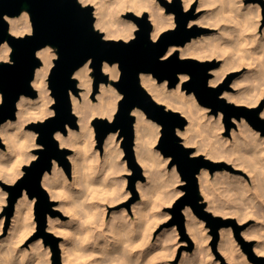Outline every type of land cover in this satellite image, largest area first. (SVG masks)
<instances>
[{
  "label": "bare ground",
  "instance_id": "6f19581e",
  "mask_svg": "<svg viewBox=\"0 0 264 264\" xmlns=\"http://www.w3.org/2000/svg\"><path fill=\"white\" fill-rule=\"evenodd\" d=\"M82 1L85 4H94L95 7L93 13L96 16L95 26L104 31L105 38L124 37L128 39L133 37L136 24L131 19H126L122 16L124 12L129 10L134 11V13H132L134 16H141L140 14L149 10L148 18L152 23L151 36L153 39L159 38L165 30L175 24L173 13H166V6L161 3V0ZM182 1L185 9H189L195 0ZM213 1L215 3V0ZM217 1L220 2L219 0ZM222 1L225 3H227L226 1L229 2V6L225 8L223 7L224 5H221L223 12L221 13L223 16H220L221 14L217 12L213 13V10L212 13H209L208 11L207 13L209 14L205 13L197 20L191 19L189 22V25H192L195 22L214 26L221 25L219 33H215L216 35L213 34V36L210 33H203L198 37H193L185 43V45L172 44L163 56L164 58L169 57L175 54L177 50H180L181 56L183 57H193L200 60H209L216 56H224L225 60L222 62L221 66L211 69L214 76L210 77L209 82L213 86L220 84L227 76L228 72L241 63V61L239 62V59H237L239 56L236 57L237 53L235 56V53L233 52L234 49H231L233 46H236L233 44L234 41L237 42V46L239 45L238 48L240 51L237 48H235V50H237L236 52H238V55H240L239 52L241 53L240 59L243 58L245 60L246 58V61H250L251 56L258 58V55H260L257 54L260 47L256 49L250 47L249 45L250 43H254L253 41L256 34L253 31H255L259 22L258 16H255V18L257 17L256 19L252 16L255 14L259 15L260 12L258 11H260L261 5L257 4L256 7H254L253 12H251L250 10L253 9L251 4L245 5L241 3L240 0H221V4L223 3ZM212 3V0H200L199 7H213L212 5L214 4ZM226 5H228V3L225 4V6ZM26 6L27 5H25L21 15H7V20L10 23L9 31L12 34H25L28 31H32L31 16ZM255 8L257 9V13L255 12ZM219 9L220 8L217 10ZM253 33L255 34L254 37H252ZM257 34H259V32H257ZM262 34H264V32ZM263 39L264 35L262 36V41H264ZM230 44H233V46L231 47ZM52 47L53 46L51 44H48L37 51V55L42 59V64L37 67L32 84L38 90L39 96L35 98L27 94H22L17 103L18 119H7L0 125V135L7 141V151H3L0 148V178L2 179L9 181L15 179L20 173H22V163L28 160L30 161L32 157H36L37 153L31 152V150L37 146L39 147L38 142H36L38 133H34L30 129H27L26 125L32 120L44 119L54 112V110L50 107V104H52L54 99L50 96L48 78L54 59L57 56V51H55ZM251 48L254 52L255 50L257 52L253 54V52L250 51ZM11 51L12 46L8 40H5L0 46V60L9 59ZM247 52H249L248 55L252 53L250 57H248ZM242 63L245 64L244 61ZM258 64H261L260 61ZM241 65L242 64H240L239 67ZM257 65H255L256 68L260 67ZM91 70L92 59H89L74 73L75 76L79 78V85L85 88L81 94L83 95L82 98L73 93L74 91H71L73 109L77 113L78 121L81 124L80 130L70 127L68 135L62 130H58L55 133V136L59 139L61 144L71 145L75 150L69 156L72 165V172L71 174H66L58 161L55 160L53 168L50 171H46L42 179V183L51 194V197L60 199L58 206H61L65 212L71 214V218L69 221H65L58 215H49L47 229L57 234H63L64 239L61 241L60 245L62 247L63 260L69 264H154L157 258H154L156 256L154 251L156 243L152 240L151 233H153L152 229H154V218L156 217V213L153 211L155 205V195L159 188V181L163 185L167 182V180L161 177L160 174H157L155 161L157 156L152 146V144L157 142L160 137L161 126L160 124L152 121V119L147 116L145 110L141 107L137 106L133 109L132 112L136 116L134 122L135 155L144 171L149 172L151 183L149 185L145 184L146 186L143 190V199L138 201V203L135 202L132 204L135 216L129 213L127 208L129 206L123 207L122 211H120V215L117 216L118 220L114 215V220L110 223L112 228L109 229L110 232L112 230L110 235L112 238H109V235L104 233L106 230H102L98 233L97 229L104 227L102 221L107 222L106 220L104 221V215H101L106 208L105 205L107 203H115L123 198H126L125 196L123 197L126 193L121 189L122 187H119L116 183H114V181L109 179L110 169L113 170V173L120 170L121 161H119L117 157L120 153H123V150L119 148V143L123 140V135H121L119 131H112L108 133L105 139V153L104 155H101L98 148H95L94 146L95 139H93L94 135L92 134L94 132H91L93 129L92 122L96 117L100 116L113 119L123 93L121 91H117L111 83V81L116 80L121 74L119 63L104 61L103 71L109 74L110 82H101L99 87L100 93L97 94V101H93L92 98L90 99L93 82ZM140 77L141 83L152 94L156 101L166 103L167 108L175 109L176 107H179V109H181L180 107H183L182 110L185 111L183 114L186 113L189 115V123H187L183 129H179L178 132L184 138L185 144H198L196 150L193 151L191 155H201L202 151L205 150H207V156L209 157L216 158L222 155L220 153L223 150L220 146L219 149L215 146L216 141L214 143L212 138L215 137V131L218 130L212 125L213 118L207 116L205 110L206 107H203L197 102L195 94H186L184 89L183 82L190 77V73H179L180 81L176 87H168V80L161 83L158 82L152 72L142 71ZM250 78L248 80H250ZM245 81L248 83L247 80ZM235 82L237 81H234V84L242 87L241 84H238L239 82ZM250 83L252 82H249L248 84ZM251 85H253V83ZM248 87V89L253 88L252 86L251 88L250 86ZM245 90L246 87L242 91L245 92ZM256 90L257 89H255V91ZM251 91L252 90H250V92ZM246 92L244 95L248 94L247 97L244 96L245 99L243 98L242 92L233 93L225 90L223 91V95L230 101H235L237 103L245 101L249 103V105H253L259 101L263 91H261V94H254L255 96L252 95V92L251 94L250 92ZM248 95L252 96L249 98ZM0 100H2L1 91ZM262 114L264 115V110ZM245 120L243 118L242 121H240V124L243 123L244 125ZM213 123L215 125V122ZM246 126L244 125L243 127ZM241 130L239 131L242 132ZM253 130L251 133H254V136L259 133L258 132L256 134L257 130L254 132ZM245 132L246 131L244 130V134ZM218 133L219 131H217V134ZM239 134L236 135L239 137ZM250 137H252L251 134ZM255 137L256 138L254 139L257 141V136ZM235 138H237V136ZM244 138L245 140L248 139L249 135L247 138ZM208 139H212V142H206ZM239 140L240 139L235 142H239ZM251 140H253V137ZM260 141L262 142V139ZM260 141H258V146L253 144L255 148L253 149L254 152H251L252 154L246 153V151L242 154L241 151V154L239 153L236 156L235 153L238 152L235 151L240 150L228 148L234 147L235 145L228 146L227 149L229 151H234V155H231V157L236 156L232 158L235 163L234 165L243 167L246 171H249L248 173L257 171L258 165L264 169V147L262 148L263 150H260L261 148H259V145L262 144ZM238 147L239 146H237L236 149H238ZM220 149L222 150L221 152ZM225 152L228 154L227 150H225ZM231 152L232 151H230L229 154H231ZM253 153L254 155H257V162L253 161L255 158ZM229 172L230 171H224L222 174H215L217 179H219V176L224 175L230 186L240 189L243 193L245 192L244 194H246L249 200L252 199L254 194H252V188L248 183L247 177H243L242 175H233ZM258 176L259 179L264 178L261 177V175ZM198 178L201 190L207 197H210L211 200V203L208 205V209L212 208V210L214 209L213 211L216 212L222 211V206L216 202V196L213 191L215 187L212 189L210 183L209 167H201L198 172ZM183 182L184 180L182 179L181 183ZM142 183V180H138L137 184L138 186H141ZM120 186H123V183H120ZM180 192H182V190H180ZM252 201L256 200L253 199ZM34 202L35 197L30 198L26 190H24V193L17 199L15 213L12 216V221L9 227L8 240L4 243H0V264H50L52 259L49 256V252L41 247V237L33 241L29 248L19 246V243L24 241L35 227L34 222L31 220V211ZM257 205L254 213L264 217V205L259 204L260 207ZM2 207L3 205H0V209ZM184 210L187 217V230L190 237L196 242V253L193 255L192 260L187 264H197V258L199 256L200 258H204L205 256L204 254L206 249H204L205 247L202 245L208 238L204 236L203 232L204 220L193 212L191 206L185 207ZM104 213L106 212L104 211ZM100 219L102 221H100ZM4 220L5 217H3L1 223L4 222ZM263 221L261 223H263ZM256 229H247L248 231L246 230L243 232L246 233L244 235H247V237L248 235H252L253 237L255 236L258 238L254 248L258 251V253L264 252V240L263 237L259 235L262 234L263 231L261 233L256 232ZM220 232L222 235L220 248H222L224 255H226L227 260H229L231 264H255L248 259L246 253L239 250L240 247H236L237 243L235 244V241H233L232 229L230 227H221ZM166 264L171 263L169 262ZM198 264L200 263L198 262ZM210 264H215V262L212 261Z\"/></svg>",
  "mask_w": 264,
  "mask_h": 264
},
{
  "label": "water",
  "instance_id": "95a60500",
  "mask_svg": "<svg viewBox=\"0 0 264 264\" xmlns=\"http://www.w3.org/2000/svg\"><path fill=\"white\" fill-rule=\"evenodd\" d=\"M168 10L176 12L177 25L167 29L157 39L151 36L152 23L148 14L143 16L131 13L139 28L136 35L130 40L105 38L103 32L95 27V15L92 5H84L80 0H0V46L8 40L12 45L11 60L0 61V125L7 119H14L17 114V103L22 94L35 96L37 90L32 81L37 67L42 63L37 51L51 44L58 48V57L55 59L50 75L49 84L55 97L54 114L43 121L32 124L39 133L38 143L42 146L35 149L37 157L24 166L25 173L15 184L4 183L10 190L9 210L13 212L15 202L27 190L30 197H37L36 212L38 214L39 229L46 235L47 210L52 200L49 192L43 186L42 179L46 171L53 167L54 159L66 164L70 172V164L65 154L68 148H62L55 136L58 130L67 132L68 126L77 127L78 118L73 111L71 91L78 92L75 71L92 59L96 76L94 87L97 90L101 81L107 82L108 75L103 72V63L118 62L121 74L114 81L123 93L118 109L113 119L96 117L94 124L100 142H103L108 133L119 131L123 135L122 144L126 156L140 175V165L135 155V115L133 109L141 107L147 115L162 125L158 148L165 156H172V163L184 180L182 194L172 211L176 221L183 228V208L191 204L195 210L206 218L215 219L217 230L222 224L234 222V219H223L214 216L200 202V183L198 172L203 166H230L226 162H216L203 155L193 156V148L186 146L179 134L188 118L180 111L167 108L163 103L156 101L152 94L141 83L142 71L152 72L159 80L169 79L170 86L179 82V73H190L191 78L184 83L189 92L194 91L201 103L211 105L215 110L222 109L228 119L232 116H246L252 125L264 134V118L259 115L261 107L250 108L236 104L221 96L228 85L217 87L209 84V69L215 64L211 61H201L197 58H181L179 52L169 57H163L172 44L184 45L193 37L200 34L204 28L188 26L192 11L185 13L180 0L173 4L163 1ZM27 5L32 21V32L24 35H15L9 31L7 15H19ZM231 123V121H230ZM57 250V247H56ZM264 260V257L260 258Z\"/></svg>",
  "mask_w": 264,
  "mask_h": 264
},
{
  "label": "rangeland",
  "instance_id": "374dc122",
  "mask_svg": "<svg viewBox=\"0 0 264 264\" xmlns=\"http://www.w3.org/2000/svg\"><path fill=\"white\" fill-rule=\"evenodd\" d=\"M80 1L84 5H92L93 6V10H94V7H95L94 4H85V3H83L82 0H80ZM219 1L220 2L215 0V3H214V1L212 0V2H213L212 4H214V5H212L213 7H211V6L210 7L209 6H207V7L200 6L199 7L200 0H195L193 2V4H192L191 8L185 9L183 1L180 0V2L182 4V7H183V10L185 11V13H189L190 11H192L191 14H188V16H190L189 21H188V26L189 27L198 26V27H203L204 28V30L200 34L195 36V37H198L199 35H202L203 33H210L213 36V34L216 35L217 33L220 32L219 29H221V25L214 26V25L203 24V23H199V22H195L194 24L189 25V22H190L191 19L197 20L198 18L202 17L205 13L206 14L212 13L213 10H214L213 13L217 12V13L221 14L220 16H223L222 15L223 12H222L221 5L222 6L224 5L223 7L225 8V7L229 6V2L226 1L228 3V5L225 6V4H227V3L222 1L223 3L221 4V0H219ZM169 2L171 4H173L175 2V0H171ZM240 2L245 4V5L251 4L252 5L251 7H253V9L250 8V9H252V10H250L251 12H253L254 7H256L257 4L261 5V9H260V11H258V12H260L259 15L255 14V12L257 13V11H256L257 9L255 8V12H254L255 15L252 16L254 18H255V16H258V19H259L258 20L259 22L257 24L258 26L256 27L255 31H253L256 34L255 38H256L257 43H256L255 38H254V41H253L254 43L253 44L256 45V46H254L252 43H250L249 46L252 47V48H256V49L260 47L259 48L260 52H259V50H258V52L255 50V52H257V54H260V55H258L259 57L258 56L257 57L260 58L262 61L260 59L256 58V57L254 58L253 56H251L252 53H250V55H248L249 52H247V55H248V57L251 56L250 57V61L247 60L248 61L247 62L246 58H245V60L243 58L240 59L241 53L239 52L240 55H238V52H236L237 50H235V48H237L239 50V48H238L239 45L237 46V42H235V41H234V43L232 42L237 47L233 46V44L232 45L230 44L231 47L232 46L234 47V48L232 47L231 49H234L233 52L235 53V56H236V53H237L236 57L239 56V58H237V59H239V62L241 61L240 64H242V65L239 67L240 64H238L237 65L238 67L236 66V67H234V69H231L228 72L227 76L224 78V80L220 84H218L217 86H219L221 84L228 85V87L225 88V90L233 92V93L242 92L243 98H244V96L247 97V94H248L247 92H250V90H252L251 91L252 95L261 94V91H263L259 101L256 104H253V105H249V103H247L245 101H243L241 103H237L235 101H230L229 99H227L226 96L223 95V93L221 94V96L225 97L230 102H233V103H236V104L246 105V106H248L250 108L261 107L259 115L264 118V115L262 114V112L264 110V77H263L264 76V68H262V67H264V65H263L264 64V62H263L264 61V41H262V36L264 35V34H262L264 32V0H240ZM161 3L165 4L162 0H161ZM165 6H166V4H165ZM218 8H220V9L217 10ZM165 9H166V13H170V12L173 13L174 21H175V24L173 26L169 27L168 29L176 27V25H177L176 12L173 9L168 10L167 6H166ZM208 11H209V13H207ZM131 13H134V11L133 10H129L127 12H124L122 14V16H123V18L131 19L136 24L135 33L133 35V37H134L136 35V30L139 28V25H138L137 21L131 16ZM145 13H147L148 17H149V10L145 11ZM143 14H140V15L143 16ZM19 15H21V14H19ZM252 15H253V13H252ZM95 18H96V16H95ZM97 29L99 31L103 32V34H104V31L102 29H100V28H97ZM9 30H10V23H9ZM30 32H32V31H28L26 33H30ZM257 32H259V34H257ZM254 33H253L252 37H254V35H255ZM15 35H24V34H15ZM133 37H131V38H133ZM259 37H260V39H259ZM131 38L127 39V38H124V37H122V38L113 37L112 39L130 40ZM52 48L55 51H57V56L55 57V59H56L58 57V48L56 46H53ZM252 48L250 49V51L253 52V54H254L255 52L252 50ZM261 49L263 50V52H262ZM177 51L179 52V56L181 58H189V57L181 56L180 50H177ZM256 55H254V56H256ZM55 59H54L53 65L55 64ZM10 60H11V53H10L9 59L0 60V61H10ZM224 60H225L224 56H220V57L216 56V57H213V58H211L209 60H201V61H211V62L215 61V64L209 69V73H210L209 79H210V77L214 76V74L211 72V69L214 68V67H220L222 62H224ZM41 61H42V59H41ZM243 61L247 65L243 64L242 63ZM259 61L261 63L260 65L258 64ZM257 64L260 67L256 68L255 65H257ZM53 65H52V67H53ZM259 68H262V69H259ZM258 69H259V71H258ZM50 72H51V70H50ZM105 74L108 75L109 80L107 82H105V81H101V82L102 83H109L110 82L109 74L108 73H105ZM49 75H50V73H49ZM91 75L93 76V82H92V92H91V95H90V99L92 98L93 101H97L98 100L97 94L100 93V88L99 87H100L101 82L99 83L98 89L96 90L95 87H94V82H95L96 76L94 74L93 63H92ZM74 77L77 79L78 92L77 93L73 92V93L77 94L80 98H82L83 95H81V94L83 93L82 91H84L85 88L83 86L79 85V83H78L79 82V78L77 76H75V74H74ZM190 78H191V75H190V77L187 80H185L183 82V84L186 81H188ZM249 78H250V80H248ZM118 79H119V77L116 80H118ZM156 79L160 83L165 81V80H168V87H176V86H170L169 85V79H167V78L164 79V80H159L156 77ZM261 79H262V81H261ZM116 80L111 81V83L117 89V91H120L118 89V87L114 83V81H116ZM245 80H247L248 83L252 82L253 85H251L252 83H250V84L246 83ZM179 81H180V77H179ZM234 81L239 82L238 84H241L242 87L237 85V84H234ZM255 81H256V83H255ZM237 82H235V83H237ZM243 83H245V84H243ZM209 84H210V82H209ZM217 86H215V87H217ZM248 86H250V88L252 86L253 88L248 89L249 88ZM245 87H246L245 92L247 91L246 95H244L245 92L242 91V90H244ZM49 88H50V96H52L53 99H54L52 104H50V107L55 112V108H53V105L55 103V97L52 94V89L50 87V84H49ZM184 89L186 91V94H190V93H194L195 94L194 91L189 92L187 90V88H185V87H184ZM255 89H257V90L255 91ZM251 92H250V94H251ZM38 96H39V92L37 90V94L35 96H32V97L37 98ZM195 96H196V94H195ZM251 96H249V98ZM196 98H197V96H196ZM0 102H2V100H0ZM197 102L199 104H201L203 107H206L205 110H206L207 116H210V118L211 117L213 118L212 119V125H213V127L218 129L217 131H219V133L217 134V131H215L216 132L215 137H212V138H213L214 143L216 141L215 146L218 149H219V146H220V148L223 150L222 151L220 149V152L221 151L222 152L221 153L219 152L223 156L219 154L220 156H218L216 158L207 156V150L202 151L201 155H203V156H205V157H207V158H209V159H211L213 161L226 162V163L231 165V167L230 166H225V165H222L221 167H217L216 166L214 169H211L210 166H207V167H209V170H210V183H211L212 189L215 187L213 189V191H214L215 196H216V202H218L220 204V206H222L221 207L222 211L216 212V211H213L214 209L212 210V208L208 209V205L211 203L210 202L211 200H210V197H207L203 193V191L201 190V187H200V194H201L200 202L205 203V207L204 208L207 211H209L211 214H213L214 216H220L223 219H234L235 223L234 222H228V223L222 224L216 230L215 226L218 223L217 220L206 218L205 216L200 215L191 204H187L185 207L191 206V208L193 209V212L198 217H200V218H202L204 220L203 232H204V236L208 237L206 239L207 241L205 240L203 242V245H202V246L205 247V248L204 247L203 248L206 249L205 250V254H204L205 256H204V258L201 257L202 259L199 256L197 258V260H199V261L196 260V262H197V264H198V262L200 264L201 263L202 264H207V263L210 264L212 261H214L215 264H231L230 261L227 260L226 255H224L222 248H220L221 247L220 246V241H221V237H222L220 229H221V227L225 226V227H230L232 229V238L234 239L233 241H235L234 243L235 244L237 243L236 247H238V248L240 247L239 250H242V252L246 253V255H247L249 260H251L255 264H264V260L260 259V258L264 257V252L258 253V251H256L255 248H254V245L257 242L258 238H256L255 236L253 237L252 235H250V236L248 235V237H247V235H244L246 233L243 232V231H246L247 229L248 230H254V229L257 228L260 231L256 229V232H260L261 233L263 231L262 234H259V235L262 236L263 240H264V221H263L264 217L260 216L257 213H254L255 212L254 210L256 209V205L257 204H258L257 205L258 207H260L261 204L264 205V184H263L264 183V178L263 179L260 178L261 179V181H260L259 176H258V175H261V177H264V169L261 168L260 165H258L257 166V171H253L251 173H248L249 171H246L243 167L238 166V165H237L238 166L237 167L236 165H234L235 163L233 162V159H232V158L236 157L237 154H239L241 151H242V154H243V152L245 153V151H246V153L252 154L251 152H254L253 149L255 148V146H258L257 145V144H259L258 141H260L261 139H262V142L260 141V143H262V144L259 145V148H261L260 150H263L262 148L264 147V141H263L264 140V134H262V132L260 130L256 129L252 125L250 120L244 115H242L241 117H237V116L234 115V116L231 117V119H228V116H227L226 112L223 111L222 109L215 110L211 105H207V104L201 103L198 100V98H197ZM163 104L166 105V103H163ZM180 108L181 109H179V107L178 108L176 107L175 109L174 108H170V109L180 111L183 114V112H185V111L182 110L183 107H180ZM73 111H74V109H73ZM54 112L52 114H54ZM52 114L48 115L47 117L51 116ZM75 114L77 115L76 112H75ZM183 115H185L187 118L189 116L186 113H184ZM17 117H18V115L16 114V117L13 120L18 119ZM47 117H45L44 119L32 120L31 122H29L26 125V128L30 129L34 133H38L32 127V124L36 123V122H39V121H43ZM77 118H78V115H77ZM243 118H244V120L246 119L245 120V124H244L245 126L247 125L246 127H243L244 126L243 123L240 124V121H242ZM135 119H136V116H135ZM151 119L155 123L160 124L159 122H157L153 118H151ZM218 119H220V120H218ZM94 120L92 122V128L93 129L91 131V132H94V133H92L94 135L93 139H95V145L94 146H95V148H98V150L100 151L101 155H104V153H105V139H106L107 136L105 137L103 142L99 141L97 130H96V127H95V124H94ZM188 120H189V118H188ZM230 121H231V123H230ZM213 122H215V125H214ZM188 123H189V121H188ZM210 124H211V122H210ZM80 126H81V124L78 121V126L77 127H73V128L76 129V130H80ZM160 126H161L160 130H161V133H162V125L160 124ZM70 127L71 126H68L67 132L66 133L64 132L65 134L68 135ZM241 127H242V130H241ZM247 128H248V130L250 128V130L248 131ZM251 129L252 130L253 129L257 130L256 134L259 132L257 135H255V136H257V141H256V139H254L256 137L254 136V133H251V131H252ZM239 130H241L243 132V134H244V130H245L246 131L245 134L247 133L249 135V138L245 140L244 137L247 138L248 135L244 134V136H243L242 132H240ZM255 130H253V132ZM248 132L252 135L253 140H251L252 137H250V134ZM161 133H160V136H161ZM236 134H239L240 138ZM38 136H39V133L37 135L36 142H38V140H37ZM236 136H237L238 139H240L239 142L237 141L239 144L237 142H235L236 140H238L237 138H235ZM247 140H248V142L250 144L247 142ZM249 140H251V141H249ZM122 141L119 143V148L123 150V153H120L119 156L117 157V159L119 161H121L120 170L115 172V173H113V170L110 169L109 170V174H110L109 175V179L111 181H114V183H116L119 187H122L121 189L125 191L127 196L123 195V197L125 196L126 198L122 197L123 199H121V200H119V201H117L115 203H107L105 205L106 208H105L104 211L106 213H104V211L102 212V210H101V212H102L101 215L102 214L104 215V221L106 220L107 222H103L100 219V221H102V223L104 224L103 225L104 227H102L101 229L100 228L97 229L98 233H100L102 230H104V231L106 230L105 232L104 231L103 232L107 233L106 235H109L108 236L109 238H112V236H110L112 230L110 232L109 229L112 228V225L110 223L113 222L112 221V220H114L113 218L116 216L115 218L117 219V216L120 215V213H121L120 211H122L123 207H125V206H129V207H127L128 210H129V213H131V215L135 216L134 211L132 209V204L135 203V202L138 203V201L143 199L144 187L151 183V179L149 177V172H145L144 171L143 167L140 165L138 160H137V162L140 165V168H141L140 173L141 174L136 176V173H137L138 170L134 166H132L130 164V162H129L127 156H126L125 148H124V146L122 144ZM182 141L185 144L183 137H182ZM6 142H7L6 139L0 135V148L3 151H7ZM158 142H159V139H158L157 142L152 144L153 150L155 151L156 156H157V158L155 159V161H156V171H157V174H160L161 177H163L165 180H167V182H166L165 185H163L162 183H160V181L158 179L159 188H158V190L156 192V195H155V202H154L155 205H154L153 211L156 213V217L154 218V229H152L153 233H151L152 235L150 234L152 240L156 243V246H155V249H154V251L156 253V256L154 258H156V257L157 258H156V261H155L154 264H166V263H169V262L171 264H187L188 262H190L192 260L193 255H195V253H196V251H195L196 242L190 237V234H189V232L187 230V222H186L187 221V217H186L185 210H184L185 207L183 208V213H184V226H183V228L176 221L174 213L172 211V207L174 206V204L177 201V199L182 194L185 193V190L183 189V183L184 182L181 183L182 176H181V174H180V172H179V170L177 168V164L176 163H172L173 157L172 156H165L163 154V152L161 151V149L158 148ZM206 142L210 143V142H212V139H210V140L208 139V140H206ZM59 144H60V146L62 148H68L69 149V151L66 152L65 156H66V158H67V160L69 161V164H70V172L67 171L66 164L64 162H60L58 159H54V161L55 160L58 161V163L60 164L61 168L64 169L66 174H71L72 165H71V161H70V157L69 156L75 150H74V148L71 145L61 144L60 141H59ZM253 144H255V146ZM185 145L189 146V147H192L193 151H195L198 144L197 143H192V144H185ZM232 145H235V146L234 147H228V146H232ZM41 146L42 145L39 144V147H41ZM237 146H239L238 149H236ZM39 147L37 146L35 148H32L31 152L35 153V149L39 148ZM227 147L229 149L230 148L231 149L235 148L234 150H240V151H235V152H238V153H235L236 156H234V157L232 156L231 157V155H234V151L230 150V151L233 152V154H232V152H231V154H229L230 151L227 149ZM250 149H252V150H250ZM225 150L228 151V154L225 152ZM253 155H254V153H253ZM254 156H255V158L257 157V155H254ZM36 157H37V154H36ZM36 157H32L30 159V161L28 160V161H25V162L22 163V165H21L22 173H20L15 179L9 181V180L0 178V205H3V207L0 209V243H4L5 241L8 240L7 238H8V235H9V227H10V224H11V221H12V216L14 215L15 209H16L15 208L16 202H15L13 212L10 214V210H9V206H10V203H9L10 190L4 186V183L15 184L17 182V180L25 173L24 166L26 164H29ZM255 158L253 159V161L257 162V158H256V160H255ZM263 158H264V155H263ZM136 159H137V157H136ZM224 171L225 172L230 171L229 173H232L233 175H242L243 177H247L248 183H249V185L252 188V194H254L253 198L249 200L247 198L246 194H244L245 192L243 193L242 191H240V189L235 188L234 186H230V184H228V182L226 181L227 178L224 175L219 176L218 177L219 179H217L215 173L222 174V173H224ZM71 177H72V175H71ZM158 177H160V176H158ZM220 177L222 178V180H221ZM138 180H142L143 181V183L141 184L142 187L138 186V184H137ZM217 180H219V181H217ZM120 183H123V186H120ZM180 190H182V192H180ZM26 192H27V190H26ZM28 196H29V193H28ZM49 196H50V199L53 202H52V204L50 206V209L47 210V224H46L45 231H47L51 235L48 236L45 233L41 232L40 229H39L38 214L36 212L37 197L35 196V202H34V205H33L32 211H31V220L34 222L35 227L30 232V234L26 237V239L19 243V246L29 248L30 244L33 241H35L36 239L41 237L42 238L41 239V247L49 252V256L52 259L50 264H69V263H67L66 261L63 260V252H62V247L60 245L61 241L64 239L63 234L54 233L53 231L48 230L47 226H48L49 215H53V216H57L58 215L63 220H65V221L68 220L69 221L70 218H71V214L65 212L62 209L61 206H58L59 202H60L59 198L51 197L50 193H49ZM30 198H33V197H30ZM253 199L256 200V201H252ZM117 212H119V213H117ZM3 217H5V220H4V222L1 223ZM262 221H263V223H261ZM106 223H107V225H106ZM250 228H252V229H250ZM56 247H57V250H56ZM165 256H166V258H165Z\"/></svg>",
  "mask_w": 264,
  "mask_h": 264
}]
</instances>
